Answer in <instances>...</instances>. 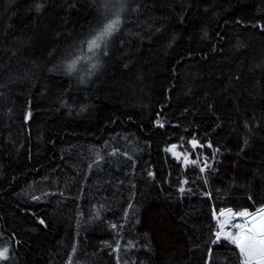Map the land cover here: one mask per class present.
<instances>
[{
    "label": "trees",
    "instance_id": "16d2710c",
    "mask_svg": "<svg viewBox=\"0 0 264 264\" xmlns=\"http://www.w3.org/2000/svg\"><path fill=\"white\" fill-rule=\"evenodd\" d=\"M111 10L0 0V264H243L215 212L264 206V0H132L91 64Z\"/></svg>",
    "mask_w": 264,
    "mask_h": 264
},
{
    "label": "snow or ice",
    "instance_id": "6c2138e0",
    "mask_svg": "<svg viewBox=\"0 0 264 264\" xmlns=\"http://www.w3.org/2000/svg\"><path fill=\"white\" fill-rule=\"evenodd\" d=\"M121 19L119 14L113 19H105L99 29L94 33L91 40L87 42L89 51L100 49L102 46L107 48L108 39L119 30ZM106 54V52H105ZM71 68V65L69 66ZM229 215L232 210H227ZM220 215H225L221 212ZM240 217H251L245 224H237L239 229L235 234L227 233V238L239 249V254L243 258V264H264V208L256 213H249L247 210L235 213ZM224 224L220 225V231L216 233L217 239L220 238ZM7 249L0 251V257L6 258Z\"/></svg>",
    "mask_w": 264,
    "mask_h": 264
},
{
    "label": "built area",
    "instance_id": "2783aa9c",
    "mask_svg": "<svg viewBox=\"0 0 264 264\" xmlns=\"http://www.w3.org/2000/svg\"><path fill=\"white\" fill-rule=\"evenodd\" d=\"M191 145L192 147L194 148L195 150V153H196V158H197V161H198V164H199V167L200 169L203 171V169H205L208 164H209V161H208V156L206 154H198L197 153V146H198V143L196 141H191ZM259 210V209H258ZM256 210V211H258ZM225 213H227V210L224 211ZM239 212H242L241 210H232V214L230 215V217H228L229 219H222L220 215V213H216L215 212V216L217 218V220L219 221V229L215 230L214 233L216 235V233L218 231H220V225L223 223L225 226H224V229H223V232L221 234V236H227V233L231 232L233 233V226L231 224H229L230 221L232 220H235V219H240V220H244V222L246 223V220L248 217H240V216H236L235 213H239ZM255 211H252V212H249V213H254Z\"/></svg>",
    "mask_w": 264,
    "mask_h": 264
},
{
    "label": "rangeland",
    "instance_id": "374dc122",
    "mask_svg": "<svg viewBox=\"0 0 264 264\" xmlns=\"http://www.w3.org/2000/svg\"><path fill=\"white\" fill-rule=\"evenodd\" d=\"M132 0H109V6L111 7V14L109 13V19H113L115 18V15L118 13L120 17V19H122L123 17V13H125L127 11V9L129 8V5L131 3ZM94 51H89V49L86 51V58L85 61L90 62L91 64H94L95 61V57L93 54ZM187 162H188V158ZM209 161V160H208ZM228 217H230V215L228 213H225L224 215V219H229ZM229 224H231L233 227H235V225L237 224H245L244 220H240V219H235L229 222ZM236 228V227H235ZM237 231H239V229H237Z\"/></svg>",
    "mask_w": 264,
    "mask_h": 264
},
{
    "label": "water",
    "instance_id": "95a60500",
    "mask_svg": "<svg viewBox=\"0 0 264 264\" xmlns=\"http://www.w3.org/2000/svg\"><path fill=\"white\" fill-rule=\"evenodd\" d=\"M160 119V117L158 118V120ZM262 208H264V207H262ZM256 212H258V211H255L254 213H256ZM251 219V217H248L247 218V220H246V222L248 221V220H250Z\"/></svg>",
    "mask_w": 264,
    "mask_h": 264
}]
</instances>
